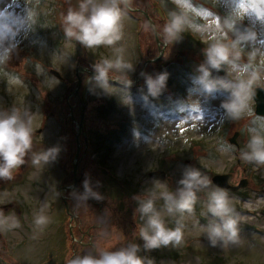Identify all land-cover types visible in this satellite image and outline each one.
Segmentation results:
<instances>
[{
    "label": "rangeland",
    "instance_id": "374dc122",
    "mask_svg": "<svg viewBox=\"0 0 264 264\" xmlns=\"http://www.w3.org/2000/svg\"><path fill=\"white\" fill-rule=\"evenodd\" d=\"M77 3L0 0V51L10 50L9 61L0 66V110L16 107L33 116L34 152L59 149L57 159L49 165L33 167L29 158L13 180L0 181V211L15 216L21 225L0 231V258L5 264H67L77 255H95L97 244L112 251L129 243L142 245L136 226L143 222L139 215L134 216V197L150 191L156 181L162 185L159 191L165 190L163 186L175 191L185 167L192 166L209 177L212 187L225 190L232 198L241 216L239 243L226 249L208 244L197 224L207 223L200 215L207 199L205 192L198 194L195 214L185 219L180 247L141 250L139 254L154 264H264V166L240 158V151L246 150L249 128L264 129V116L256 113L252 96L245 117L230 121L221 108L229 93H208L193 82L204 63L207 42L219 34L220 22L229 15L237 19L238 28L255 32L257 38L245 47L235 67L225 66L212 76L235 80L237 73H264V0H150L152 4L141 0L142 10L153 14L152 24L147 18L146 23L138 19L137 11L126 13L119 46L124 47V59L133 70L126 78L119 73L110 76L128 82L137 79V84L143 85L153 68L164 67L168 80L156 97L140 86L128 91L114 84L107 89L94 84L86 120L93 146L102 143L111 151L100 160L109 173L103 171L94 151L79 154L73 136H80L79 110L74 125L67 98L76 89L78 60L93 70L96 62L115 59L116 53L106 47L88 50L65 39L62 18ZM173 12L187 17L188 31L181 41L159 49L162 26ZM253 52L256 59L250 61ZM150 56L158 65L147 66ZM11 77L21 83L9 84ZM181 87L183 92L174 94ZM256 87L264 88V78ZM199 116L205 119H197ZM187 118L189 122L184 123ZM38 130L42 132L38 134ZM236 132L238 147L230 143ZM76 156V177L82 192L64 188L73 187ZM217 175H230L228 184L238 189L219 186L214 182ZM85 179L102 199L85 200ZM243 180L248 184L240 186ZM44 204L50 223L40 230L33 224V215ZM68 204L75 215L72 222ZM162 206L163 200H157L156 207ZM165 218L169 227L175 226L172 218Z\"/></svg>",
    "mask_w": 264,
    "mask_h": 264
},
{
    "label": "clouds",
    "instance_id": "9594fccd",
    "mask_svg": "<svg viewBox=\"0 0 264 264\" xmlns=\"http://www.w3.org/2000/svg\"><path fill=\"white\" fill-rule=\"evenodd\" d=\"M132 0H78L76 7H69L62 18L65 39L75 41L85 49L100 47L114 49L115 59H102L93 66L95 83L101 89L109 87L110 73H119L126 78L127 72L133 70V65L124 59V47L119 46L124 38L123 18L131 7ZM189 21L186 16L175 12L169 14L160 32L165 46L174 45L183 39L188 31ZM218 35L210 37V42L204 48V63L199 66V75L193 77V82L208 93L227 92V99L221 103L224 115L230 121L236 122L249 112V101L254 95L257 85L264 73L251 70L237 73L235 80L214 78L213 71H222L225 66L235 67L241 60L245 47L257 38V34L237 27V19L229 16L220 22ZM204 41H202L203 43ZM10 59V50L0 51V66ZM256 53L249 54V60L254 61ZM168 73L163 72L155 77L146 76L145 83L148 94L156 97L166 87ZM21 83L18 78L11 77L9 84ZM130 87V82L128 84ZM33 116L27 111L13 107L10 110H0V181L14 179L18 169L27 163L36 168L45 167L57 159L59 149L49 147L40 152L33 151ZM242 161L255 166H264V129L249 128V140L246 150L240 151ZM84 198L100 200L101 195L93 192L90 182L85 179ZM175 191H159L162 187L159 181L152 189L145 190L144 195L134 199L137 207L134 216L139 215L142 224L136 226L138 243H129L118 250H102L95 245L96 254L77 255L68 260L67 264H154V260L141 256V250L150 252L162 247L178 248L184 241L185 219L195 214L196 205L200 199L198 194L206 192V203L200 215L206 224H197L205 234V239L213 248L226 249L237 245L240 239L241 216L232 204L228 193L212 187L209 177L198 168L185 167L182 178L177 182ZM163 200L162 208L156 207V201ZM47 204L33 215V224L43 230L50 223L46 215ZM165 217L173 219L174 227H169ZM20 221L12 215L5 216L0 211V231L20 227Z\"/></svg>",
    "mask_w": 264,
    "mask_h": 264
},
{
    "label": "water",
    "instance_id": "95a60500",
    "mask_svg": "<svg viewBox=\"0 0 264 264\" xmlns=\"http://www.w3.org/2000/svg\"><path fill=\"white\" fill-rule=\"evenodd\" d=\"M51 73L54 74L55 76H59V73L55 70H51ZM109 82H111L113 84H117V85L122 86V87L128 86V84H123V83H120L116 80H109ZM253 97L256 100V105H257L256 106V113L258 115L264 116V89L261 87L255 88ZM232 142H235V139H233ZM76 159H77V157H76ZM76 169H77V163L75 162V164H74V175H76V172H77ZM228 180H229V177L226 175H224V176L223 175H217L216 177H214V182L216 184H218L219 186L224 187L227 190H231V191L238 189L237 187H233V186L229 185ZM77 183H78V180L76 179L75 187L77 186ZM242 184H243V182L241 183L240 186H242ZM0 264H4V261L2 258H0Z\"/></svg>",
    "mask_w": 264,
    "mask_h": 264
},
{
    "label": "trees",
    "instance_id": "16d2710c",
    "mask_svg": "<svg viewBox=\"0 0 264 264\" xmlns=\"http://www.w3.org/2000/svg\"><path fill=\"white\" fill-rule=\"evenodd\" d=\"M141 0H135V4L137 6H141V3H140ZM149 2V1H148ZM140 4V5H139ZM150 16L152 17L151 19H153V14H150ZM125 90V89H124ZM127 90V89H126ZM128 91H131L130 89H128ZM107 110V109H106ZM107 137V136H106ZM97 156H98V163L101 164L102 166H104L105 168H107L108 166L107 165H104L102 163H100V160H105L106 159V154H110V150H109V147H106V149H104L103 151L101 150L102 147V143H97ZM83 154V153H81Z\"/></svg>",
    "mask_w": 264,
    "mask_h": 264
},
{
    "label": "snow or ice",
    "instance_id": "6c2138e0",
    "mask_svg": "<svg viewBox=\"0 0 264 264\" xmlns=\"http://www.w3.org/2000/svg\"><path fill=\"white\" fill-rule=\"evenodd\" d=\"M3 13V10H0V14H2ZM189 119L190 118H187V119H184V123H188L189 122ZM197 119H200V120H203V119H205V117L204 116H199V117H197Z\"/></svg>",
    "mask_w": 264,
    "mask_h": 264
},
{
    "label": "flooded vegetation",
    "instance_id": "af4514ba",
    "mask_svg": "<svg viewBox=\"0 0 264 264\" xmlns=\"http://www.w3.org/2000/svg\"><path fill=\"white\" fill-rule=\"evenodd\" d=\"M220 264H222V263H220Z\"/></svg>",
    "mask_w": 264,
    "mask_h": 264
}]
</instances>
